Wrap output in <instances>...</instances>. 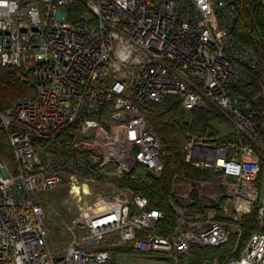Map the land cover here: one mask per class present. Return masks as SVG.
Returning a JSON list of instances; mask_svg holds the SVG:
<instances>
[{
    "label": "built area",
    "instance_id": "2783aa9c",
    "mask_svg": "<svg viewBox=\"0 0 264 264\" xmlns=\"http://www.w3.org/2000/svg\"><path fill=\"white\" fill-rule=\"evenodd\" d=\"M75 2L86 12L73 22ZM240 2L0 0V66L29 74L33 90L0 112L15 163L10 173L0 160V264H107L116 248L178 260L217 247L201 264H264V110L244 109L229 93L257 64L231 34ZM168 96L185 111L221 112L234 135L187 133L185 162L210 176L173 182L174 229L163 236L164 215L145 196L93 188L137 169L161 174L148 103ZM63 187L79 207L67 226L77 232L53 246L38 196ZM85 195L94 199L80 205ZM254 209L260 230L239 248L241 221Z\"/></svg>",
    "mask_w": 264,
    "mask_h": 264
},
{
    "label": "trees",
    "instance_id": "16d2710c",
    "mask_svg": "<svg viewBox=\"0 0 264 264\" xmlns=\"http://www.w3.org/2000/svg\"><path fill=\"white\" fill-rule=\"evenodd\" d=\"M68 11V20L76 22L80 20V15L86 12V8L81 3L75 2ZM231 34L256 58L257 64L254 68L247 69L250 73L249 78L231 86L229 93L240 100L242 108L251 109L260 114L264 110V5L261 0H241ZM32 93L29 74L14 66H0V112L11 108L19 101L30 98ZM148 104L156 111L154 116H149V119L162 146L163 168L161 174L157 177L146 171L145 177L137 178L133 173H130L117 178L116 182H119V186L132 190L133 193L145 196L149 208L158 209L163 213L164 217L159 233L168 236L173 231L175 223V213L169 202L173 182L180 179L181 176L192 182L207 180L210 176L209 172L198 170L185 162L183 147L187 140V133L218 135L217 131L209 130V122L212 119H217L220 123L222 118L212 107L208 109L193 108L189 111L192 114L189 124L185 121V110L180 107L176 96H168L158 102ZM149 113H151L150 110ZM257 119H259L258 116ZM259 127L264 132V119L259 123ZM208 130L209 132H207ZM68 134V130L64 131L59 135L58 140L68 139ZM233 135L234 133H230L227 138L233 137ZM41 146L44 144L42 143ZM0 160L10 173L14 172L15 163L11 149L6 133L1 127ZM193 208H197V205L194 204ZM216 210L219 211L218 207ZM218 216L222 218L220 213ZM259 230L254 209L246 214L241 221L242 234L239 248L245 244L252 232ZM117 250L118 248L114 249V251ZM220 250V247L197 248L191 252L186 261L189 264L211 262L212 254H216L215 252ZM107 264L121 263L116 260L115 255H112V260Z\"/></svg>",
    "mask_w": 264,
    "mask_h": 264
},
{
    "label": "rangeland",
    "instance_id": "374dc122",
    "mask_svg": "<svg viewBox=\"0 0 264 264\" xmlns=\"http://www.w3.org/2000/svg\"><path fill=\"white\" fill-rule=\"evenodd\" d=\"M264 1V0H263ZM202 108V109H208ZM150 112L149 116L155 115V109L149 106ZM218 112V111H217ZM222 118V122H218L217 119H212L209 122L210 129L218 132L219 136L227 137L230 134V124L227 117L219 112ZM185 121L191 123L192 114L189 111H185L184 114ZM152 118V117H151ZM150 122V119H149ZM151 123V122H150ZM152 125V124H151ZM209 130L207 132H209ZM189 134L191 132H188ZM184 148V147H183ZM134 177L143 178L145 177L146 171L142 169H137L132 172ZM114 186L111 187V177L107 180H101L93 188L94 193L97 194H110L111 190L115 186H119V182L113 180ZM90 187V186H89ZM39 200L43 208V221L45 227L48 231V240L53 246H62L71 238V234L77 232V226L74 225L72 229H68L72 221L76 222L78 217L79 207L77 204H74L70 198V192L68 188H59L56 190H46L39 194ZM94 199L88 195L82 197L80 205L88 204ZM226 247V246H225ZM124 249L118 248L117 251H114L116 260L121 264H189L186 260L187 257H180L178 260H173L171 256L166 254L156 255L150 254L146 257L143 256H123Z\"/></svg>",
    "mask_w": 264,
    "mask_h": 264
},
{
    "label": "crops",
    "instance_id": "0c3cea01",
    "mask_svg": "<svg viewBox=\"0 0 264 264\" xmlns=\"http://www.w3.org/2000/svg\"><path fill=\"white\" fill-rule=\"evenodd\" d=\"M261 1H262L263 5H264V1L263 0H261Z\"/></svg>",
    "mask_w": 264,
    "mask_h": 264
}]
</instances>
